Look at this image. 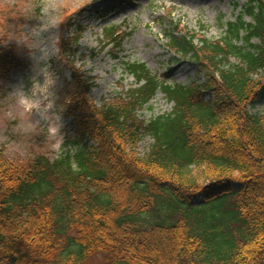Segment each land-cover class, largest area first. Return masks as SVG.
I'll return each mask as SVG.
<instances>
[{"label": "trees", "instance_id": "trees-1", "mask_svg": "<svg viewBox=\"0 0 264 264\" xmlns=\"http://www.w3.org/2000/svg\"><path fill=\"white\" fill-rule=\"evenodd\" d=\"M235 3L241 11L218 39L168 14L167 48L203 81L173 83L127 63L135 86L101 105L89 97L96 80L75 65L83 8L65 18L58 43L79 145L25 161L0 148V264H90L94 253L106 255L98 264H264V112L251 111L264 96V0ZM118 37L104 29L101 50ZM18 64L0 48V86ZM159 92L172 111L144 119ZM144 136L152 142L141 154Z\"/></svg>", "mask_w": 264, "mask_h": 264}, {"label": "rangeland", "instance_id": "rangeland-1", "mask_svg": "<svg viewBox=\"0 0 264 264\" xmlns=\"http://www.w3.org/2000/svg\"><path fill=\"white\" fill-rule=\"evenodd\" d=\"M20 0H0V48L12 45L16 56L20 60L17 67L11 69L0 86V148H4L6 156L11 160H28L35 155H45L56 158L68 151L75 152L78 143L74 116L68 112L69 93L74 90L72 71L65 66L57 53H52L49 59L56 81L52 86L55 101L48 92L55 77L45 68L46 83L36 85L38 90L47 93V101L43 94L37 93V100L23 101V107L18 106L9 96L23 87L27 95L32 94V81L38 79L41 84L45 76L38 69L37 64L43 55L40 50H32L24 42L17 39V34L29 31L41 24L37 17V8L45 5H56L59 10L58 19L64 21L79 7L86 3V11H82L78 23L83 24L79 54L81 58L75 60V65L85 76L93 77L96 85L89 93L90 99L101 105L109 101L123 90L135 86V79L128 74L124 62H146L158 77L174 83L189 84L193 80H204V76L197 71V65L189 59H180L171 53L166 46V31H170L171 23L168 14L196 33L210 39H218L224 35L221 22L236 17L241 7L236 6L246 0H114L100 3L96 0H22V13L17 17L9 16L8 8ZM165 9V12H164ZM6 13V16H4ZM222 17V19H221ZM63 23L44 30L45 38L58 36L63 33ZM2 24V25H1ZM117 24L123 31L131 32L118 49L109 46L101 51V33L103 28ZM201 24L206 30L201 29ZM6 37L3 38V33ZM5 34V33H4ZM49 48L51 43L49 41ZM92 52L97 53L92 56ZM92 53V54H91ZM153 109H145L141 116L149 120L154 116L169 113L173 104L168 102L164 94L159 92L152 101ZM36 108V109H34ZM34 109V110H33ZM252 112H264V96L259 98L251 107ZM207 137L205 136V140ZM152 142L149 136H144L139 145V152L143 154ZM106 255L94 253L89 259L90 264L106 262Z\"/></svg>", "mask_w": 264, "mask_h": 264}, {"label": "clouds", "instance_id": "clouds-1", "mask_svg": "<svg viewBox=\"0 0 264 264\" xmlns=\"http://www.w3.org/2000/svg\"><path fill=\"white\" fill-rule=\"evenodd\" d=\"M58 13H59V10L54 4L42 6L41 11L39 15L37 16L42 21V23L32 27L29 31H26V32L22 31L23 35L17 34V39L19 41L26 43L30 49L34 51L40 50L43 53V55L37 61V64L43 65L38 70L42 72L45 76V82L43 84H41L38 79H34L32 81V94L31 95H27L23 87L9 94V96L20 107H23V101L25 99H27L28 101L37 100L38 99L37 93L43 94L44 99L47 101L46 99L47 93L41 90H38L36 85L39 84L42 89L43 85L46 83L47 76L44 71L45 68H47L52 73V75L55 77V74L51 70L49 59L52 53H57L56 51H54V49L59 48L58 47L59 37L52 36L49 38H45L42 35V33L44 32V30L49 29L53 26H58L59 24L64 22L58 19ZM49 41L51 43V48H49ZM55 81H56V77H55L54 83L50 85L48 88V92L52 94L50 98L53 100V104L55 101V93L52 91V86L55 84Z\"/></svg>", "mask_w": 264, "mask_h": 264}]
</instances>
